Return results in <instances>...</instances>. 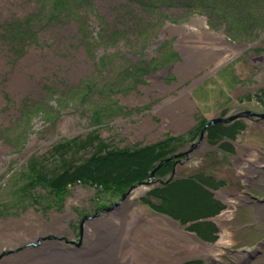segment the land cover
Returning a JSON list of instances; mask_svg holds the SVG:
<instances>
[{
    "label": "rangeland",
    "instance_id": "obj_1",
    "mask_svg": "<svg viewBox=\"0 0 264 264\" xmlns=\"http://www.w3.org/2000/svg\"><path fill=\"white\" fill-rule=\"evenodd\" d=\"M26 67L29 84H15ZM153 82L173 90L146 95ZM183 88L196 113L187 134L168 135L181 122L163 116L168 105L158 111ZM79 142L66 155L54 150ZM159 142L175 159L169 175L157 173L161 162L129 186L47 184L64 158ZM183 178L214 185L209 204L220 210L196 220L215 225L213 240L147 203ZM110 253L109 264H264V0L3 3L0 264H56L51 254L108 264Z\"/></svg>",
    "mask_w": 264,
    "mask_h": 264
},
{
    "label": "trees",
    "instance_id": "obj_2",
    "mask_svg": "<svg viewBox=\"0 0 264 264\" xmlns=\"http://www.w3.org/2000/svg\"><path fill=\"white\" fill-rule=\"evenodd\" d=\"M164 144L159 142L134 152L120 149L110 150L104 146L105 148L101 147L80 163H73L64 158L62 160L63 167L55 173V177L48 176L50 180H47V184L57 191L83 180L97 186H109V183L112 182L129 186L134 180L143 181L148 178L150 171L161 162L162 165L157 173L159 176L169 175L174 169L175 159L168 158L171 155ZM82 145L85 146V143H65L54 147V150L59 151L60 155L64 153L66 155L72 148H80ZM173 153L175 154L176 151ZM39 165L37 164V166ZM134 172L135 174H133ZM137 177H140V180L136 179ZM209 182L206 180L197 181L196 184L199 183L201 186L200 190L191 186V183L195 184V182L185 178L165 182L151 192V196L156 201L148 200L147 203L158 212L183 222V224H188V229L196 230L200 236L213 240L214 237L211 233L216 231L215 225L212 222H196L202 216L209 217L220 210L215 204H209L211 193L208 186H214ZM203 193L208 195V199L204 198Z\"/></svg>",
    "mask_w": 264,
    "mask_h": 264
},
{
    "label": "crops",
    "instance_id": "obj_3",
    "mask_svg": "<svg viewBox=\"0 0 264 264\" xmlns=\"http://www.w3.org/2000/svg\"><path fill=\"white\" fill-rule=\"evenodd\" d=\"M156 85L154 82L151 84L144 85L142 91H145V94L146 93L148 94V92H150V91L152 93L153 91L157 90L156 93H158V95H160V94L162 95V94L169 92L170 90H173V89H171L170 86H168L166 84V82H164V83L160 82V84H158V86H156ZM144 96H145L144 94L138 96L139 100H142L143 98H145ZM176 98L177 99H174V100L172 99L170 102H168L166 104L163 103V105H165V106L160 105L163 107H161L158 111V114L161 113L162 111H164L168 108V107H166L168 105L169 111L168 112L167 111L162 112L163 116L165 118L171 119V121L173 122L174 125L177 124V123H175L177 121L181 122V124H178V126H176L177 127L176 130L179 132H167L168 135H180V134H187L188 133L187 132L188 126H189L188 121L196 113L195 108H196V104H198L197 102L195 103L191 99L190 93L185 88H183L182 90L179 91ZM192 109H194L195 113L192 111ZM145 111L149 112L150 110L146 109ZM159 118L162 119L161 117H159ZM184 130L186 132H181ZM179 172H181V171L179 170Z\"/></svg>",
    "mask_w": 264,
    "mask_h": 264
},
{
    "label": "bare ground",
    "instance_id": "obj_4",
    "mask_svg": "<svg viewBox=\"0 0 264 264\" xmlns=\"http://www.w3.org/2000/svg\"><path fill=\"white\" fill-rule=\"evenodd\" d=\"M10 0H0V9L2 8V5H3V3H6V2H9ZM27 70H28V68L26 67V72H23V73H20V75H19V78H15V81H14V83L16 84V83H19L21 86L22 85H24V84H29V80H28V72H27ZM223 217H227V216H230V212H228V213H224L223 215H222ZM221 216V217H222ZM220 217V218H221ZM224 234H227V231H224ZM104 235H105V238L103 237V239H106V240H109V239H113V234L111 235V232L109 231V232H105L104 233ZM102 243H103V241H102ZM105 243H106V241H105ZM218 244L219 245H222V246H224L225 244L227 245L228 244V241L227 240H225V237L224 238H222L219 242H218ZM218 245V246H219ZM111 247V246H110ZM111 254V253H110ZM112 256V254L110 255V258H109V260H108V264L110 263V262H112L111 260H115V258L114 257H111ZM50 258H51V261L52 262H55L56 264H65L66 262L65 261H67V260H64L61 256H59L58 254H51L50 255ZM48 260H50L49 259V257H45L44 259L42 258V259H39V261H33V262H30L31 264H46L47 262H48ZM76 260H78V262L80 263V264H106L105 262H99V261H97V260H95V261H97V262H95L94 260H91V261H89V260H86V261H82L81 259H76ZM80 260L82 261V262H80ZM99 260H100V258H99ZM110 261V262H109ZM13 264H16V263H13ZM18 264V263H17ZM21 264V263H20ZM24 264H29V263H27V262H25Z\"/></svg>",
    "mask_w": 264,
    "mask_h": 264
},
{
    "label": "water",
    "instance_id": "obj_5",
    "mask_svg": "<svg viewBox=\"0 0 264 264\" xmlns=\"http://www.w3.org/2000/svg\"><path fill=\"white\" fill-rule=\"evenodd\" d=\"M238 117H240V114L233 115L231 117H220V118L214 119L213 123H216V122H229V121H232V120H234V119H236ZM155 171H156V169L154 170L153 175H154Z\"/></svg>",
    "mask_w": 264,
    "mask_h": 264
},
{
    "label": "flooded vegetation",
    "instance_id": "obj_6",
    "mask_svg": "<svg viewBox=\"0 0 264 264\" xmlns=\"http://www.w3.org/2000/svg\"><path fill=\"white\" fill-rule=\"evenodd\" d=\"M221 117H224V116H221ZM218 118V117H217ZM217 118H215V119H217ZM243 118V117H242ZM241 119V118H240ZM238 120H239V118H238ZM224 123H227V122H224ZM184 153V152H183ZM182 154V153H181ZM179 164H181V162H179L178 161V163L177 164H175L176 166H178Z\"/></svg>",
    "mask_w": 264,
    "mask_h": 264
}]
</instances>
